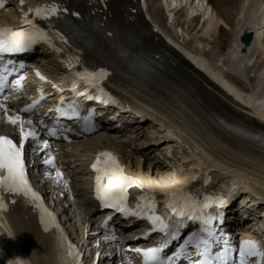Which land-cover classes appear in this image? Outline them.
<instances>
[{
    "label": "bare ground",
    "instance_id": "obj_1",
    "mask_svg": "<svg viewBox=\"0 0 264 264\" xmlns=\"http://www.w3.org/2000/svg\"><path fill=\"white\" fill-rule=\"evenodd\" d=\"M205 1L206 5L201 1L190 5L189 0H144L142 2L146 16L153 20L162 32L169 34V37L165 36V39L195 66L178 57L177 52L165 48L166 53L176 62L175 67L170 66L168 69L171 77L159 76L155 80V71L147 63L150 43L143 36L136 38L126 34V30L132 28V22L129 21L131 14L124 10L110 9L112 17L109 21L113 17L116 18L115 40L106 38L97 25L95 28L87 26L80 30L87 39L73 40L74 45L70 48L72 54H76L77 49L81 54L86 53L87 56L94 54L97 59H106V66L117 75L116 84L119 88L128 86L127 103L136 110L139 106L132 101L138 99V90L129 81L135 79L139 72L141 73L145 87L140 92L147 97L146 100L138 102L151 107L155 105L154 109L165 113L170 118L169 123L178 129V132H183L197 140L198 146L191 145L178 134H165L162 119L153 116L159 124L160 129L157 131L162 133V138L158 141L165 140L171 143L168 150H165V154L170 160V155L175 158L172 152H176L177 161L175 162L177 165L181 163L185 166L181 171L182 174L187 177L194 176L206 165L210 169L215 168L214 166L219 163L226 167L224 169L226 173H230L228 168L234 167L235 175L238 174L242 178L251 176L259 186L258 193L264 194V146L255 140L243 139L240 130L229 126L231 120L229 114H226L229 112L225 110L223 105L225 102L220 97L226 102H230V99L219 89L221 87L225 93L234 95L237 99L242 98L236 92V86L248 90L245 101L242 100L246 105L252 106L264 119V0ZM162 9L167 17L160 23L156 15ZM5 18L15 21L13 14H7ZM137 18V27L143 28L141 15L138 14ZM219 23L234 27V35L224 52L222 51L223 53L227 51V61L222 63L218 57L215 60L216 64L206 55L205 47L210 44L211 32L218 31L219 35L222 34V30L218 29ZM166 25L175 31L176 36L166 29ZM60 30H65V26L61 24ZM250 32L253 33V39L245 46L240 41V37ZM190 40L191 44L188 43ZM57 52L60 53V50ZM247 69H250L249 73ZM248 78L251 80L246 87L244 79ZM236 79L244 85H240ZM228 81L234 85H229ZM162 82L171 88L169 94H162ZM203 84H207L210 91H207ZM109 132L116 131L109 130ZM94 142L91 139L87 142L89 151L95 147ZM113 150L117 152L119 149ZM155 151H160L159 146L139 151L135 165L130 162V157H126L124 160L127 163L126 168L130 172L137 169L144 173L143 179L149 185H153L157 191H162V185L165 190L171 191L173 190L171 184L175 181L173 177L177 176L176 172L168 168L167 159L161 160L162 157L165 158L164 155L159 153V156H156ZM45 155V152L40 154V156ZM146 164L148 166L144 168ZM82 177L86 181V176ZM84 199L87 200L88 196ZM79 200L83 202V199ZM31 222L30 220L22 221L26 224H19L11 231L24 236L20 238L21 244L33 252L29 253L34 262L38 264L77 263L74 258L70 259L68 255L58 250L59 244L60 249H63V241L66 237L61 229H58L57 240L54 241L52 234H39L34 226L29 225ZM11 260L13 264H16L17 261L13 255Z\"/></svg>",
    "mask_w": 264,
    "mask_h": 264
},
{
    "label": "snow or ice",
    "instance_id": "obj_2",
    "mask_svg": "<svg viewBox=\"0 0 264 264\" xmlns=\"http://www.w3.org/2000/svg\"><path fill=\"white\" fill-rule=\"evenodd\" d=\"M7 2L8 0H0V9H3ZM12 2L20 11L24 27L15 30L11 27L0 26V90H3L8 76L12 74L8 67L12 62L5 57L30 51L38 44H46L49 48L54 47L50 36L53 21L63 22L65 25V30L55 32V37L63 45L70 44L72 40L87 39L79 27L69 19V17L82 19V14L78 10L69 8L62 0H12ZM87 3L90 4L91 0H87ZM96 4L104 6L107 4V0H96ZM41 24L47 25V29ZM56 50L59 51V49ZM76 63L82 64L83 61L76 57ZM66 66L71 69L74 66L73 61L68 60ZM35 74L41 81L45 80V77L39 72ZM108 76V71L103 67L91 70L82 67L74 72L69 89L72 99L69 101L60 100L55 108L56 120L64 118L68 121H80L82 119L86 126H91L94 110L88 108L87 115L81 116L82 101H95L103 105L117 102L103 87V81ZM23 79L24 77L21 75L14 79L12 84L18 88ZM81 83L84 86L83 90L78 88ZM39 91L40 89H37V92ZM41 99H43L42 96L21 108L19 113L13 111L11 115L6 104L0 102L3 121L15 126L19 135L18 143L8 135H0V219L3 218V213L7 210L3 194H8L9 197L22 196L26 202L39 209L40 223L47 231L54 222V217L44 208L40 195L33 190L29 182L25 159L26 144L31 143L35 155L39 154L37 150L46 153L43 160L45 165H52L53 157L47 154L50 153L49 140L42 138L38 131V128H44V122L38 121L37 127H33L31 116L25 118L22 115L31 113ZM61 130L67 131L63 126H61ZM57 132L56 127L47 128L48 137L56 136ZM259 140L264 145V137H260ZM90 168L95 173L94 198L101 208L111 209L125 219L135 217L138 220H146L150 232L160 234V239L153 246L131 249L141 258V264H178L181 260L186 261V264H264V251L260 249L256 240H241L238 252L234 256V246L231 244L229 236L220 227L225 219V207L228 204V199L236 190L234 181L232 182L233 187L228 192L222 195L204 196L202 200L183 192H168L165 194L166 203L162 206L164 211L158 214L155 197L150 195L139 197V211L129 209L127 205L128 189L133 186L138 187L139 181L125 175L123 165L112 153L107 151L97 153ZM56 178L57 180L63 179L59 170L56 172ZM205 180L207 181L206 175ZM63 183L66 187L67 181H63ZM111 219L113 217H108L105 220V225ZM188 222L198 224V230L190 231L182 237L181 232L187 228ZM8 231L11 229L9 228ZM111 239L115 240L116 236L113 235ZM181 239L183 242L166 255L165 250L174 241ZM189 247L194 249V259L191 258L192 253L189 251ZM67 255L70 259L74 258L79 264L80 257L75 254L71 244L68 245ZM16 264H20V262L17 261Z\"/></svg>",
    "mask_w": 264,
    "mask_h": 264
},
{
    "label": "rangeland",
    "instance_id": "obj_3",
    "mask_svg": "<svg viewBox=\"0 0 264 264\" xmlns=\"http://www.w3.org/2000/svg\"><path fill=\"white\" fill-rule=\"evenodd\" d=\"M231 1H234V0H230V2ZM156 17H157L158 21H160V23L164 22V16H163L162 13H158L156 15ZM218 29L222 30V34L219 35L218 31L210 33L211 41H210V44L207 47H205L206 55L209 58H211L210 59L211 61L212 60L215 61L218 57H220L219 60H221L222 63H225V61H227V58H226L227 57V51L225 50L226 52L225 53H223V52H224V49H226V46H228L230 40L233 38L234 27L233 28L227 27L223 23H219ZM212 33H214V34H212ZM188 43L191 44V40ZM220 64H221V62H220ZM49 68H50L51 72H53L54 76H58V77L60 76L54 66L50 65ZM247 71L249 73L250 69H247ZM236 80L239 82L240 85H244V83L241 82L240 80H238V79H236ZM250 80H251V78H248L247 80L244 79V81L246 82V87H247V84H249ZM85 149H87V147H85ZM172 156H174L175 158H172L171 155H170V160L167 159L168 163H169V167L168 168H170L171 171L175 170L174 172H176V173H179V172L181 173V171L185 167L184 164L182 165L181 163H178L180 166L177 165V163L175 162V161H177L176 152L175 151L172 152ZM79 189H80L81 193H83V195L87 196V192H86V189H85V182L84 181L80 183ZM249 206H253L252 200H251V203L249 204ZM80 219H81L80 216H76V218H75V220L73 222V225L77 228V230H80V224H81L80 223ZM70 226H72V224H70Z\"/></svg>",
    "mask_w": 264,
    "mask_h": 264
},
{
    "label": "water",
    "instance_id": "obj_4",
    "mask_svg": "<svg viewBox=\"0 0 264 264\" xmlns=\"http://www.w3.org/2000/svg\"><path fill=\"white\" fill-rule=\"evenodd\" d=\"M252 39V35L251 34H247L244 37L240 38V41L244 44V45H248L251 42Z\"/></svg>",
    "mask_w": 264,
    "mask_h": 264
},
{
    "label": "clouds",
    "instance_id": "obj_5",
    "mask_svg": "<svg viewBox=\"0 0 264 264\" xmlns=\"http://www.w3.org/2000/svg\"><path fill=\"white\" fill-rule=\"evenodd\" d=\"M6 235H7V237L10 238V239H14V238H15V234L12 233L11 231H7Z\"/></svg>",
    "mask_w": 264,
    "mask_h": 264
}]
</instances>
